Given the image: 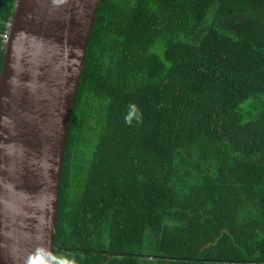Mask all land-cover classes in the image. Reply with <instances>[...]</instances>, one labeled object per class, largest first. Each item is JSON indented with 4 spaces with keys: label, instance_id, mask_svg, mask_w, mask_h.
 Here are the masks:
<instances>
[{
    "label": "trees",
    "instance_id": "1",
    "mask_svg": "<svg viewBox=\"0 0 264 264\" xmlns=\"http://www.w3.org/2000/svg\"><path fill=\"white\" fill-rule=\"evenodd\" d=\"M55 245V264H264V0L102 1Z\"/></svg>",
    "mask_w": 264,
    "mask_h": 264
},
{
    "label": "water",
    "instance_id": "2",
    "mask_svg": "<svg viewBox=\"0 0 264 264\" xmlns=\"http://www.w3.org/2000/svg\"><path fill=\"white\" fill-rule=\"evenodd\" d=\"M103 0H19L0 79V264H55L63 168Z\"/></svg>",
    "mask_w": 264,
    "mask_h": 264
},
{
    "label": "built area",
    "instance_id": "3",
    "mask_svg": "<svg viewBox=\"0 0 264 264\" xmlns=\"http://www.w3.org/2000/svg\"><path fill=\"white\" fill-rule=\"evenodd\" d=\"M19 1V0H18ZM12 25H13V19L6 25L7 27V31L6 33L2 36L3 38V43L6 47V45L8 44L9 40H10V33H11V29H12Z\"/></svg>",
    "mask_w": 264,
    "mask_h": 264
}]
</instances>
